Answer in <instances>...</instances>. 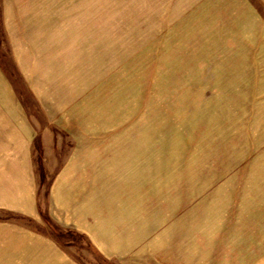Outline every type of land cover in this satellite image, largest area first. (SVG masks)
<instances>
[{
    "label": "rangeland",
    "instance_id": "rangeland-1",
    "mask_svg": "<svg viewBox=\"0 0 264 264\" xmlns=\"http://www.w3.org/2000/svg\"><path fill=\"white\" fill-rule=\"evenodd\" d=\"M111 262L264 264V0H0V264Z\"/></svg>",
    "mask_w": 264,
    "mask_h": 264
},
{
    "label": "crops",
    "instance_id": "crops-1",
    "mask_svg": "<svg viewBox=\"0 0 264 264\" xmlns=\"http://www.w3.org/2000/svg\"><path fill=\"white\" fill-rule=\"evenodd\" d=\"M67 200V202H65ZM65 201L60 202L57 206V209L62 210V214L58 215L57 211L54 210L53 216L55 217V220L61 227H68L75 229L84 235H86L91 243L97 248V250L106 258L111 260V258L116 257L117 254L119 255L118 251H121L122 249L119 248L120 244L124 249V246L128 245L127 243L130 242L131 237H133L134 233H138L139 225L138 222L135 223L137 231L133 233V229L135 225L133 222H131V219L127 222V227H123L122 229H126V231H123L122 234L127 235L126 237L120 236L114 237L110 234L109 230L115 228L114 224L109 221L111 219L110 217H104V216H118L123 215L124 213L116 212V214L113 213H106V215H103L102 213H97L98 215L92 214V209L90 206H85V203L76 201V199H72L73 202L69 201V199H66ZM76 203H79L77 206ZM96 214V213H95ZM116 229V228H115ZM117 238V239H114ZM39 240L40 245L37 243ZM43 241L41 239H36L34 244H30V246H27L30 248L29 253L31 256H35L38 254V252H52V256L54 254L55 256V250H59L55 247L54 244H46L45 246H42ZM41 249V251L39 250ZM55 260V258H53ZM115 261V260H114Z\"/></svg>",
    "mask_w": 264,
    "mask_h": 264
},
{
    "label": "trees",
    "instance_id": "trees-1",
    "mask_svg": "<svg viewBox=\"0 0 264 264\" xmlns=\"http://www.w3.org/2000/svg\"><path fill=\"white\" fill-rule=\"evenodd\" d=\"M38 149H39V152H40L39 155H38V167H39V172L41 173V178L44 179V177H45V168H44L43 159H42L41 147H38ZM43 219H44L45 222H47L50 225V227L52 228V230L54 232L53 234L55 235V237L58 240H61L62 234H64L66 232V231H64L63 227H61L59 224L55 223L53 221V219L47 213L43 215ZM65 229L67 230V232H68V230H73V231H75L77 233H80L79 231H77L75 229H70V228H68V229L65 228ZM81 234H83V233H81ZM111 264H116V263L111 262Z\"/></svg>",
    "mask_w": 264,
    "mask_h": 264
}]
</instances>
